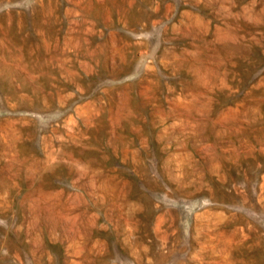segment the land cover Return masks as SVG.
I'll use <instances>...</instances> for the list:
<instances>
[{"label":"rangeland","instance_id":"1","mask_svg":"<svg viewBox=\"0 0 264 264\" xmlns=\"http://www.w3.org/2000/svg\"><path fill=\"white\" fill-rule=\"evenodd\" d=\"M0 264H264V0H0Z\"/></svg>","mask_w":264,"mask_h":264}]
</instances>
